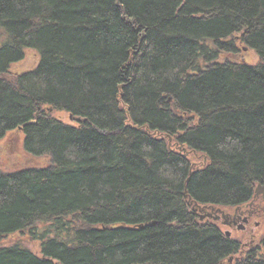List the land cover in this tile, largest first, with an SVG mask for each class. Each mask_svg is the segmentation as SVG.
<instances>
[{
  "label": "trees",
  "instance_id": "obj_1",
  "mask_svg": "<svg viewBox=\"0 0 264 264\" xmlns=\"http://www.w3.org/2000/svg\"><path fill=\"white\" fill-rule=\"evenodd\" d=\"M16 129L50 161L0 169V264H218L193 207L264 182V0H0Z\"/></svg>",
  "mask_w": 264,
  "mask_h": 264
},
{
  "label": "flooded vegetation",
  "instance_id": "obj_2",
  "mask_svg": "<svg viewBox=\"0 0 264 264\" xmlns=\"http://www.w3.org/2000/svg\"><path fill=\"white\" fill-rule=\"evenodd\" d=\"M193 209L229 244L218 264L264 263V182L258 181L253 193L235 204L197 203Z\"/></svg>",
  "mask_w": 264,
  "mask_h": 264
},
{
  "label": "rangeland",
  "instance_id": "obj_3",
  "mask_svg": "<svg viewBox=\"0 0 264 264\" xmlns=\"http://www.w3.org/2000/svg\"><path fill=\"white\" fill-rule=\"evenodd\" d=\"M37 61V55L28 51L25 59L14 65V69H30ZM24 133L20 129L10 130L0 138V169L4 172H13L27 167L44 166L49 163L50 157L34 156L24 147Z\"/></svg>",
  "mask_w": 264,
  "mask_h": 264
},
{
  "label": "water",
  "instance_id": "obj_4",
  "mask_svg": "<svg viewBox=\"0 0 264 264\" xmlns=\"http://www.w3.org/2000/svg\"><path fill=\"white\" fill-rule=\"evenodd\" d=\"M196 204H197V203H196ZM204 217H205V215H204V216L201 215V219H203Z\"/></svg>",
  "mask_w": 264,
  "mask_h": 264
}]
</instances>
